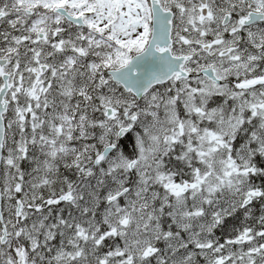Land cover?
<instances>
[{
	"label": "snow or ice",
	"instance_id": "6c2138e0",
	"mask_svg": "<svg viewBox=\"0 0 264 264\" xmlns=\"http://www.w3.org/2000/svg\"><path fill=\"white\" fill-rule=\"evenodd\" d=\"M0 264H264V0H0Z\"/></svg>",
	"mask_w": 264,
	"mask_h": 264
}]
</instances>
